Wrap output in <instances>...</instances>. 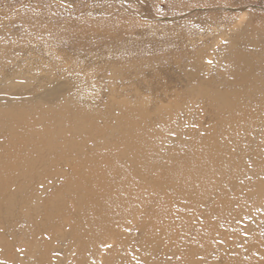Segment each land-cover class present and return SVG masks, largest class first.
Here are the masks:
<instances>
[{"label":"bare ground","instance_id":"6f19581e","mask_svg":"<svg viewBox=\"0 0 264 264\" xmlns=\"http://www.w3.org/2000/svg\"><path fill=\"white\" fill-rule=\"evenodd\" d=\"M179 49L96 66L84 104L0 45V264H264V41Z\"/></svg>","mask_w":264,"mask_h":264},{"label":"rangeland","instance_id":"374dc122","mask_svg":"<svg viewBox=\"0 0 264 264\" xmlns=\"http://www.w3.org/2000/svg\"><path fill=\"white\" fill-rule=\"evenodd\" d=\"M242 30L264 41V0H0V45L15 57L6 71L71 79L84 104L97 96L96 86L83 82L96 66L168 72L180 47ZM130 128L137 129L133 140L140 139L143 126L134 121Z\"/></svg>","mask_w":264,"mask_h":264}]
</instances>
